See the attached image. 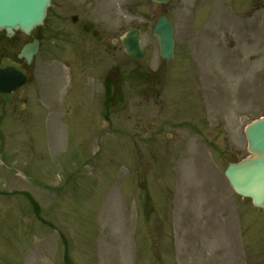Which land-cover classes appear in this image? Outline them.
Wrapping results in <instances>:
<instances>
[{
	"label": "rangeland",
	"instance_id": "obj_1",
	"mask_svg": "<svg viewBox=\"0 0 264 264\" xmlns=\"http://www.w3.org/2000/svg\"><path fill=\"white\" fill-rule=\"evenodd\" d=\"M222 1H202L208 17L193 21L180 8L193 0H53L33 32V127L10 137L33 159L38 213L33 230L0 224V264H264V209L224 176L264 116V7L245 0L246 17L221 19ZM81 8L107 42L63 33ZM161 15L176 26L172 62L148 30ZM133 28L141 59L121 44ZM160 64L157 97L142 77Z\"/></svg>",
	"mask_w": 264,
	"mask_h": 264
},
{
	"label": "flooded vegetation",
	"instance_id": "obj_2",
	"mask_svg": "<svg viewBox=\"0 0 264 264\" xmlns=\"http://www.w3.org/2000/svg\"><path fill=\"white\" fill-rule=\"evenodd\" d=\"M202 1L193 0V2L183 3L180 6L181 11L184 12L182 16H187L190 13L189 19L193 21L197 17L199 19H203L204 16L208 17L205 15L206 11L203 10V7L200 9ZM226 2L223 0L221 6L231 7V12L220 15L221 19L239 21L246 17L245 0H240L239 6L234 4L236 0ZM258 2V8L262 9L264 7L262 0H258ZM78 10L81 11L68 16L70 29L63 33L72 37L86 34L98 40L93 35L96 30L95 27L90 33L84 31V25L88 22L81 23L78 21L82 15V9ZM74 17H77V20H74ZM35 39L33 34L26 36L23 33H15L9 38L6 33H0V66L4 58H11L22 64L30 75L29 83L23 88H17L11 93L0 92V213L3 210L2 224L13 229L25 226L33 230V159L22 163L21 159L13 154L12 148L7 147L6 135H12L22 120L29 121V128L33 127V60L28 65L25 58L21 59L19 54L25 44L33 42ZM110 43L113 44V41L111 40ZM167 74L168 71H165L161 64L159 66L150 65L144 71L142 80L146 86H151L150 84L155 82L160 88L156 91L152 87L151 90L156 91V95L160 96V90L163 89V82L161 81ZM5 87L9 88L10 85Z\"/></svg>",
	"mask_w": 264,
	"mask_h": 264
},
{
	"label": "water",
	"instance_id": "obj_3",
	"mask_svg": "<svg viewBox=\"0 0 264 264\" xmlns=\"http://www.w3.org/2000/svg\"><path fill=\"white\" fill-rule=\"evenodd\" d=\"M153 1L168 3L171 0ZM50 3L51 0H0V31H5L8 36L17 31L30 34L43 24ZM86 30H89L88 26ZM152 32L159 44L161 58L172 60L175 48L174 25L166 17H161ZM140 35L139 30L133 29L122 41L125 52L134 59L145 54L141 47ZM37 50L36 40L23 48L21 56L30 63ZM4 79L12 82L21 79L20 85H23L27 83L28 75L22 66L7 59L0 67V82ZM246 135L251 156L242 161L237 159V163L228 166L225 175L238 194L251 198L255 206L264 208V118L252 123L247 128Z\"/></svg>",
	"mask_w": 264,
	"mask_h": 264
}]
</instances>
